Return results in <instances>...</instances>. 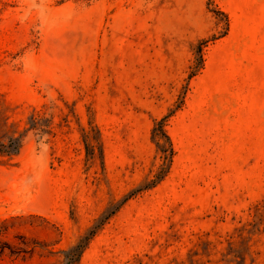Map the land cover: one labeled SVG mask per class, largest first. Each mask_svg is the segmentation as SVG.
Returning <instances> with one entry per match:
<instances>
[{"label": "rangeland", "instance_id": "374dc122", "mask_svg": "<svg viewBox=\"0 0 264 264\" xmlns=\"http://www.w3.org/2000/svg\"><path fill=\"white\" fill-rule=\"evenodd\" d=\"M0 264H264V0H0Z\"/></svg>", "mask_w": 264, "mask_h": 264}, {"label": "trees", "instance_id": "16d2710c", "mask_svg": "<svg viewBox=\"0 0 264 264\" xmlns=\"http://www.w3.org/2000/svg\"><path fill=\"white\" fill-rule=\"evenodd\" d=\"M221 13H223V12H221ZM197 67H199V65H196L193 67L192 74L197 70ZM153 133H154V138L156 139V143L158 144L160 150L163 152L164 160L165 161H168V160L171 161L172 156L175 153V150H174L171 138L164 128L163 120L159 121L156 124V126L153 129ZM15 148L17 149V146H15ZM164 170H165V166H163L161 168V170L156 174L154 179H152L151 181H149L146 184L145 188L149 187V185L154 186V184L157 182V180L161 179Z\"/></svg>", "mask_w": 264, "mask_h": 264}, {"label": "clouds", "instance_id": "9594fccd", "mask_svg": "<svg viewBox=\"0 0 264 264\" xmlns=\"http://www.w3.org/2000/svg\"><path fill=\"white\" fill-rule=\"evenodd\" d=\"M39 147H40L42 152H46L47 148H48V145H47V143L45 142V140L43 139L42 136H41V139L39 141ZM36 179L37 178H33L32 180L29 181V183H34Z\"/></svg>", "mask_w": 264, "mask_h": 264}]
</instances>
